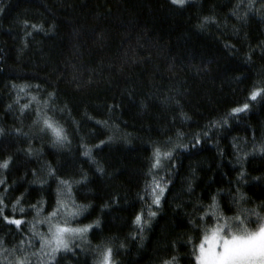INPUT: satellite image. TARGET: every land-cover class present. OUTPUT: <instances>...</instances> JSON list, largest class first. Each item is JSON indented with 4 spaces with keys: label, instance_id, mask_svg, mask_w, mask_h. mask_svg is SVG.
I'll list each match as a JSON object with an SVG mask.
<instances>
[{
    "label": "trees",
    "instance_id": "trees-1",
    "mask_svg": "<svg viewBox=\"0 0 264 264\" xmlns=\"http://www.w3.org/2000/svg\"><path fill=\"white\" fill-rule=\"evenodd\" d=\"M252 2L238 19L233 13L244 16L249 0H190L183 8L170 0H0V164L11 158L0 168V207L24 221L17 230L0 219L9 249L0 260L23 257L21 247L38 252L41 240L30 229L47 237V223L38 221L52 211L59 209L52 224L64 226L70 218L58 201L86 207L71 227L99 219L100 228L74 239V251L58 253L55 264H96L106 247L115 264H195L193 249L215 226L213 211L264 216V182L237 180V155L264 137V94L247 113L230 115L254 85L264 88V4ZM205 17L214 22L201 29ZM44 119L63 129L64 146L53 145L51 130L40 131ZM197 136L203 143L193 149ZM176 144L190 150L161 158L156 178L168 189L141 233L134 221L141 212L149 219L153 150ZM243 168L246 179L264 177V156L249 155Z\"/></svg>",
    "mask_w": 264,
    "mask_h": 264
},
{
    "label": "snow or ice",
    "instance_id": "snow-or-ice-1",
    "mask_svg": "<svg viewBox=\"0 0 264 264\" xmlns=\"http://www.w3.org/2000/svg\"><path fill=\"white\" fill-rule=\"evenodd\" d=\"M190 0H170V3L173 6H179L183 8L186 4H188ZM261 3L264 4V0H261ZM247 12L244 13V16H240L237 13H233L237 15L238 19H244L248 15L249 12L253 10V2L249 0V3L246 5ZM239 8V5H237ZM4 9L0 7V13H2ZM209 22H214L213 18L205 17L204 23L198 25L199 28L203 29L206 24ZM27 27V25H25ZM34 31H42V27L37 28L36 25L31 26ZM28 35H31L29 32ZM250 59V57H249ZM15 87V85H13ZM23 91V88H21ZM264 94V88H258L255 85L251 90L247 101L242 105L232 109L230 115L232 117H239L241 113H247L252 105L251 101H256L258 97H262ZM35 99V97H33ZM11 107V106H10ZM24 108L28 107V105H24ZM39 123V120L37 121ZM97 124H100V121H96ZM223 124H228V119L223 120ZM216 126H219V122H216ZM51 130L52 135L55 136V140L53 141V145L64 146L68 141V137L64 134L62 128L55 126L48 119L43 120V127L40 129L41 132L45 130ZM0 133H3V129H0ZM207 137V132L204 134ZM112 137H109V141H111ZM105 141L101 140L99 144L96 145L97 148H100L104 145ZM203 141L199 138V136L193 138V142L191 144V148L195 149L199 147ZM83 147V145H82ZM235 147V145H234ZM179 149L182 152L189 151V145L187 144H176L171 150L166 152H161L160 148H155L153 150L154 161L151 164V168L148 172V175L152 176V183L149 185L150 188V206L148 210V220H143V212L137 215L134 223L139 227L140 232L143 233L144 228L149 226L151 223V218H155L157 216V211L152 210V206L158 210L161 207V201L165 196V193L168 189V182L161 183L163 177H160L158 180L156 178L157 174L155 173L156 169L162 167L161 158L172 161L173 153ZM92 150L89 148H85L83 151V156L87 157L89 161L95 164V160L91 155ZM249 155H260L264 156V137L261 138V141L258 143H254L253 152L245 153L243 157L237 155V160L240 161V171L237 176V180L241 184L249 183V181H260L264 182V177H249L245 178V171L243 168V161H246ZM9 160H6L4 163L0 164V168L7 169ZM174 167V164H173ZM96 172L101 176L104 174V170L101 167L96 168ZM49 175L54 176V170L49 168ZM58 179V177H57ZM87 181V175L85 174L84 179L81 181H76L77 184L84 183ZM3 181H0L2 184ZM43 183H46L44 181ZM59 184L67 185V181L59 180ZM68 192H71V186L67 185ZM6 190V189H5ZM189 191H191V187H189ZM140 199H144L140 197ZM240 200L246 199V197L241 194L239 197ZM213 200V209H217L219 205L216 202V197H212ZM19 200H17V204ZM61 207L66 208V212L64 216L70 219L64 220V226H61L59 223L52 224L51 218L57 215V211L59 209L52 211L50 216L45 217L38 221V223H47L48 228L47 231L49 235L47 237L44 234L37 232L33 229L32 235L38 237L41 240V244L39 246L38 252H27L23 247L20 248V251L24 253L23 257L16 256L14 261H9L7 257H4L0 260V264H31L29 260V256H41L47 257L45 264H55L57 259V254L61 251H74L69 247V244L73 241V237L78 234H84L91 231L93 228H100V220L97 219L92 224H86L84 227H71V219H78L84 211H86L85 206H76L75 208L68 209L67 205L61 201H58ZM0 205H3V200L0 199ZM34 207V206H33ZM107 207V205H105ZM13 212L16 211L15 206L12 209ZM20 211L23 212L24 209L20 208ZM42 209H38L36 212L37 217L40 216V212ZM247 211V210H246ZM209 213H205L204 216L200 217L201 221H204L205 217L208 216ZM212 218L215 220V226L206 228L203 239L198 243V246L194 247L192 256L194 257L195 264H264V216H261L255 209H252L250 213L242 218L238 213L234 216L225 218L222 214H219L217 211H213L211 213ZM255 217L256 223L254 226L250 227L249 224L252 221V218ZM0 219L6 225H14L17 230H20V226L24 221L22 219L10 218L7 215H4V208L0 207ZM223 220V223L220 221ZM236 227H233V225ZM195 227V223H193ZM189 244L192 243L191 240L188 241ZM25 244V240H20V245L23 246ZM31 242H29V247H31ZM123 247V245H121ZM198 248V254H197ZM9 249L4 246V240L0 238V256H3L4 253L8 252ZM16 249L13 248L11 251V255H15ZM102 259L96 264H114L113 262V250L111 247H106L101 253ZM176 258L173 257V260ZM165 264H171L170 261H165Z\"/></svg>",
    "mask_w": 264,
    "mask_h": 264
},
{
    "label": "rangeland",
    "instance_id": "rangeland-1",
    "mask_svg": "<svg viewBox=\"0 0 264 264\" xmlns=\"http://www.w3.org/2000/svg\"><path fill=\"white\" fill-rule=\"evenodd\" d=\"M81 236H82V234H78L77 236L73 237V240L76 239V238H78V237H81ZM69 245H70V244H69ZM101 259H102V256H101L100 260H101ZM100 260H99V261H100ZM114 264H115V263H114Z\"/></svg>",
    "mask_w": 264,
    "mask_h": 264
}]
</instances>
